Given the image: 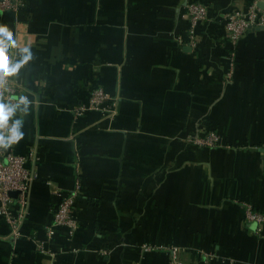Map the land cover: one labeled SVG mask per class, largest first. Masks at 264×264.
Returning <instances> with one entry per match:
<instances>
[{
	"label": "crops",
	"instance_id": "1",
	"mask_svg": "<svg viewBox=\"0 0 264 264\" xmlns=\"http://www.w3.org/2000/svg\"><path fill=\"white\" fill-rule=\"evenodd\" d=\"M254 1L264 8L27 0L0 15V88L10 79L21 100L0 120V144L38 154L23 236L11 240L0 217V264H168L174 245L187 261L205 250L219 255L214 264H264V223L245 218L248 205L264 214V27L238 44L223 82V16ZM191 2L210 11L196 47L187 44ZM92 85L115 98V115L76 113ZM197 130H215L226 146L192 145ZM78 181L79 229L58 227L55 256L39 252L56 192Z\"/></svg>",
	"mask_w": 264,
	"mask_h": 264
},
{
	"label": "built area",
	"instance_id": "2",
	"mask_svg": "<svg viewBox=\"0 0 264 264\" xmlns=\"http://www.w3.org/2000/svg\"><path fill=\"white\" fill-rule=\"evenodd\" d=\"M27 0H0V15L7 12H17L26 6ZM188 20V45L196 47L199 41L198 28L210 19L209 7L201 2H191L187 5ZM225 40L231 48L227 53V70L224 76V83H229L237 66L238 44L255 28L264 27V8H260L257 1L245 7L231 9L223 16ZM19 88L10 79L4 80L0 88V120L7 111L15 109L21 100L19 99ZM116 101L103 87L92 85L89 99L85 104L76 108V113L83 114L88 110L100 111L106 116L116 114ZM187 140L198 148H223L226 144L222 137L215 130L188 136ZM38 160V154L34 149L26 153H18L11 146L4 147L0 144V217L9 225V236L14 242L23 236L22 224L26 217V206L31 186L37 174L33 168ZM81 184L78 181L76 189L72 191H57L58 197L53 208L52 222L46 228V238L36 240L37 249L41 253L55 256L56 252L51 248L50 241L56 237V229L65 227L70 234H74L80 227L76 217V205L78 191ZM16 191L18 195L13 197L11 192ZM15 204L17 205L16 207ZM247 222L257 224L258 228L264 223V214L248 205L245 212ZM153 246L145 245L144 250H150ZM181 246L168 248V264H214L219 255L212 251H199L198 257L192 261L184 260Z\"/></svg>",
	"mask_w": 264,
	"mask_h": 264
},
{
	"label": "clouds",
	"instance_id": "3",
	"mask_svg": "<svg viewBox=\"0 0 264 264\" xmlns=\"http://www.w3.org/2000/svg\"><path fill=\"white\" fill-rule=\"evenodd\" d=\"M2 66H3L2 63H0V67H2ZM18 138H19V137H17V139H18ZM11 142H14V141H11V140H10V141H8V142H4V143H3V146H4V147H7V146H9V143H11Z\"/></svg>",
	"mask_w": 264,
	"mask_h": 264
},
{
	"label": "water",
	"instance_id": "4",
	"mask_svg": "<svg viewBox=\"0 0 264 264\" xmlns=\"http://www.w3.org/2000/svg\"><path fill=\"white\" fill-rule=\"evenodd\" d=\"M17 194H18V192H16V191H13V192L10 193V195L14 196V197L17 196Z\"/></svg>",
	"mask_w": 264,
	"mask_h": 264
},
{
	"label": "snow or ice",
	"instance_id": "5",
	"mask_svg": "<svg viewBox=\"0 0 264 264\" xmlns=\"http://www.w3.org/2000/svg\"><path fill=\"white\" fill-rule=\"evenodd\" d=\"M0 63H2V65H3V62L2 61H0ZM4 70V68H3V66L2 67H0V71H3ZM4 119H6V116L5 117H3Z\"/></svg>",
	"mask_w": 264,
	"mask_h": 264
}]
</instances>
